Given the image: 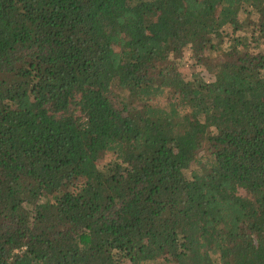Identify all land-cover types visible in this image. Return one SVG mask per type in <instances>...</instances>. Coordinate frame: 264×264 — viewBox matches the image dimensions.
<instances>
[{"label": "trees", "instance_id": "trees-1", "mask_svg": "<svg viewBox=\"0 0 264 264\" xmlns=\"http://www.w3.org/2000/svg\"><path fill=\"white\" fill-rule=\"evenodd\" d=\"M0 264H264V0H0Z\"/></svg>", "mask_w": 264, "mask_h": 264}, {"label": "rangeland", "instance_id": "rangeland-1", "mask_svg": "<svg viewBox=\"0 0 264 264\" xmlns=\"http://www.w3.org/2000/svg\"><path fill=\"white\" fill-rule=\"evenodd\" d=\"M182 64L185 65V67L183 69L186 68L185 71L187 72V74L189 76L191 74L192 69H195L197 71L200 70L204 77H209V73L207 72V69L204 66L197 65L196 63H193L190 60V58H189V50L186 51V59H185V61H183ZM106 161H107L106 157H102L101 160H100L101 163L106 162ZM197 167H198V164L197 163H193L190 169L197 168ZM190 169L187 171L189 175H190Z\"/></svg>", "mask_w": 264, "mask_h": 264}]
</instances>
